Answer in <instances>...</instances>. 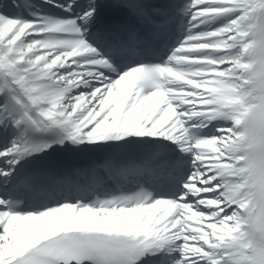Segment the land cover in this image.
<instances>
[{
  "label": "snow or ice",
  "instance_id": "6c2138e0",
  "mask_svg": "<svg viewBox=\"0 0 264 264\" xmlns=\"http://www.w3.org/2000/svg\"><path fill=\"white\" fill-rule=\"evenodd\" d=\"M0 264H264V0H0Z\"/></svg>",
  "mask_w": 264,
  "mask_h": 264
}]
</instances>
